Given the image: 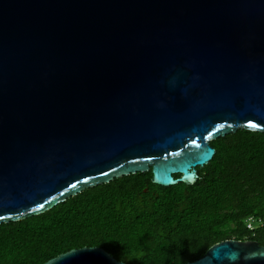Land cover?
I'll list each match as a JSON object with an SVG mask.
<instances>
[{
	"label": "water",
	"instance_id": "95a60500",
	"mask_svg": "<svg viewBox=\"0 0 264 264\" xmlns=\"http://www.w3.org/2000/svg\"><path fill=\"white\" fill-rule=\"evenodd\" d=\"M239 128L264 131V0H0V223L140 171L194 183ZM42 264L127 263L83 246ZM184 264H264V245Z\"/></svg>",
	"mask_w": 264,
	"mask_h": 264
},
{
	"label": "trees",
	"instance_id": "16d2710c",
	"mask_svg": "<svg viewBox=\"0 0 264 264\" xmlns=\"http://www.w3.org/2000/svg\"><path fill=\"white\" fill-rule=\"evenodd\" d=\"M211 143L216 154L194 183L165 186L140 171L0 223V264H42L83 246L127 264H184L225 239L264 245V131L239 128ZM250 216L263 224L250 229Z\"/></svg>",
	"mask_w": 264,
	"mask_h": 264
},
{
	"label": "built area",
	"instance_id": "2783aa9c",
	"mask_svg": "<svg viewBox=\"0 0 264 264\" xmlns=\"http://www.w3.org/2000/svg\"><path fill=\"white\" fill-rule=\"evenodd\" d=\"M246 223L250 229L255 230L259 225L263 224V220L256 216H250L246 219Z\"/></svg>",
	"mask_w": 264,
	"mask_h": 264
},
{
	"label": "snow or ice",
	"instance_id": "6c2138e0",
	"mask_svg": "<svg viewBox=\"0 0 264 264\" xmlns=\"http://www.w3.org/2000/svg\"><path fill=\"white\" fill-rule=\"evenodd\" d=\"M73 187H75V185H73Z\"/></svg>",
	"mask_w": 264,
	"mask_h": 264
}]
</instances>
